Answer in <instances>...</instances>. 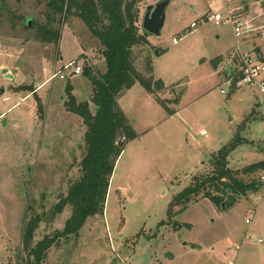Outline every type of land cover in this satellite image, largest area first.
Wrapping results in <instances>:
<instances>
[{"label":"rangeland","instance_id":"1","mask_svg":"<svg viewBox=\"0 0 264 264\" xmlns=\"http://www.w3.org/2000/svg\"><path fill=\"white\" fill-rule=\"evenodd\" d=\"M158 1L139 3L143 35L146 7ZM245 1L243 20L264 36L263 3ZM46 2L5 0L0 19V264H26L21 235L30 219L39 217L31 247L63 230L71 208L57 213L55 207L82 174L85 127L66 110L65 88L71 84L77 103L90 102L91 84L83 73L48 82L51 70L76 60L82 71L105 72L103 48L78 18L61 17L54 25L56 48L39 42L35 28L25 29L28 20L44 24ZM214 3L172 0L161 35H144L147 44L133 50L138 71L147 62L163 88L154 85L150 94L136 83L117 98L133 136L120 139L125 145L103 214L57 241L43 264H264V186L226 210L202 195L188 204L176 200L193 178L211 172V156L233 141L242 144L229 156L231 170L264 160V97L254 88L224 85L220 56L237 53L231 26L204 19ZM191 23L199 25L190 32ZM263 36L243 40L241 51L253 59L257 48L264 54ZM2 68L13 78L5 79Z\"/></svg>","mask_w":264,"mask_h":264},{"label":"trees","instance_id":"2","mask_svg":"<svg viewBox=\"0 0 264 264\" xmlns=\"http://www.w3.org/2000/svg\"><path fill=\"white\" fill-rule=\"evenodd\" d=\"M140 1L47 0L48 12L44 24L38 25L31 21L30 29H36V39L56 48L60 31L54 25L60 23L61 17L64 21L69 16L78 18L103 48L105 72L98 76L87 66L83 68L82 73L91 84L90 102L77 103L72 95V86L67 83L66 110L79 117L85 127L84 152L80 161L82 174L69 186L65 197L55 207L57 213H61L67 206L71 208V215L61 232L51 238L45 237L31 247L39 217L24 224L21 245L27 252L26 264H43L47 251L57 241L77 235L87 218L102 216L112 172L125 145L120 139L127 141L133 136L116 100L136 83L150 94H155L157 88H163L160 82L154 84L148 63L146 62L147 68L142 73L138 71L133 58V50L147 44L138 26ZM250 1L264 3V0ZM242 4L247 9V1H242ZM5 7V0H0V19L4 17ZM13 18L17 19L12 16L9 20L11 24ZM147 57L144 58L145 61L148 60ZM159 102L166 108L164 101ZM89 103L94 106V112ZM239 144H242L240 140L233 141L212 155L208 162L211 172L193 178L176 200L188 204L192 198L202 195L217 209L226 210L249 194L261 190L264 186L260 179L264 173V160L249 164L240 171H233L228 166L229 156ZM255 174L258 175L256 180L246 179Z\"/></svg>","mask_w":264,"mask_h":264},{"label":"built area","instance_id":"3","mask_svg":"<svg viewBox=\"0 0 264 264\" xmlns=\"http://www.w3.org/2000/svg\"><path fill=\"white\" fill-rule=\"evenodd\" d=\"M210 2H218L220 9L217 11L211 10L209 14L205 16L206 23L219 26L220 24H229L234 37L236 58L237 60V73L226 79L224 85L232 90L242 89L245 87L254 88L257 92L264 97V61H261L259 57L252 58L250 53H244L241 51L240 44L243 42V36L249 33L258 34L260 29L248 28L247 23L243 20V14H245V6L240 3L237 6H232L228 1L230 0H209ZM199 24L191 23L189 31H194ZM187 33V32H186ZM264 37V36H263ZM176 43L175 40H173ZM82 74L80 66H77V61L72 60L63 65L59 69L54 66L51 70L48 78V82L58 79L60 81L65 80L70 76H78ZM224 94V91H221ZM203 135V133H202ZM261 181L264 182V174L260 176ZM257 198L254 203H257ZM245 224H250V220H245ZM262 243L263 240H258ZM236 247L233 246L232 249Z\"/></svg>","mask_w":264,"mask_h":264},{"label":"water","instance_id":"4","mask_svg":"<svg viewBox=\"0 0 264 264\" xmlns=\"http://www.w3.org/2000/svg\"><path fill=\"white\" fill-rule=\"evenodd\" d=\"M171 1L172 0H159L154 6L146 7L141 22V28L145 36L152 35L158 37L161 35L165 22V12ZM28 26H30L29 22ZM155 54H157V52H155ZM1 74L5 79L13 78V76L8 74V70L5 68L1 69ZM3 93L4 89L0 88V95H3Z\"/></svg>","mask_w":264,"mask_h":264},{"label":"crops","instance_id":"5","mask_svg":"<svg viewBox=\"0 0 264 264\" xmlns=\"http://www.w3.org/2000/svg\"><path fill=\"white\" fill-rule=\"evenodd\" d=\"M254 3V2H253ZM257 3V2H256ZM264 5V3H263ZM250 7V6H249ZM196 7L192 8V9H195ZM218 9H220V5L218 2H215L214 4H212L209 8V12L211 10H215L217 11ZM249 8L246 10V12H248ZM245 12V13H246ZM248 25V28H251L250 24L247 23ZM252 29V28H251ZM263 35L262 34H255V33H249L247 32L243 37H244V42H246V44H249L251 42L255 43V40L256 38L257 39H260ZM256 52H257V56L259 57V59L261 61H264V54L263 52L257 48L256 49ZM62 60V59H61ZM220 63L223 64V71H224V74L222 75L224 77V79H227L229 77H232L234 76L236 73H237V60L236 58L234 57H231L230 55H227V54H222L220 56ZM72 77V76H70ZM73 90V88H72ZM233 247V246H232ZM231 247V248H232ZM236 250V249H235Z\"/></svg>","mask_w":264,"mask_h":264},{"label":"flooded vegetation","instance_id":"6","mask_svg":"<svg viewBox=\"0 0 264 264\" xmlns=\"http://www.w3.org/2000/svg\"><path fill=\"white\" fill-rule=\"evenodd\" d=\"M25 22H26V20H25ZM28 22L31 25V20H28L26 23H24L25 29H29L30 28V26H28Z\"/></svg>","mask_w":264,"mask_h":264}]
</instances>
